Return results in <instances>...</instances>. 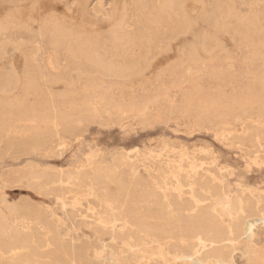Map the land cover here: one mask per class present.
Returning <instances> with one entry per match:
<instances>
[{
  "label": "rangeland",
  "instance_id": "rangeland-1",
  "mask_svg": "<svg viewBox=\"0 0 264 264\" xmlns=\"http://www.w3.org/2000/svg\"><path fill=\"white\" fill-rule=\"evenodd\" d=\"M122 1L86 0L88 20L102 24ZM195 1L185 0L184 3L183 0V15L186 12V22L190 20L192 28L182 35L185 41L182 66L170 67L164 72L153 66L131 79L89 76L65 88L60 83L44 86L42 75H36V81L27 88L24 84L16 85L18 79L25 81L21 57L17 58L16 69L22 78L0 64V116L5 113L7 118L5 128L0 127V247L25 245L21 251L29 252L26 246L29 234L47 236L51 228L66 243L76 246L80 263L88 259L92 264H102L100 258H109L114 250L118 259L106 264H163L146 248L131 249L109 229L101 228L90 210L92 206L99 209L96 202L86 197L73 203L74 198L79 197V190L60 199L58 183H50L59 170L66 173L89 169L97 163L111 165L113 158L121 153L136 159L146 157L153 169L179 163L188 169L192 164L199 172V182L217 181L225 194L244 207L251 203L252 193L264 194V138L260 143L256 140L257 129L260 135L264 132L256 127L260 121L257 111L250 108L242 114L234 106L224 120L217 115H205L198 103V100L213 102L219 90L233 99L239 97V88L252 79L248 70L256 69L257 74L264 76V69L257 67L254 55L264 35L256 32L253 38H247L243 36V26L233 22L223 30H216L215 37L223 39V44L220 40L222 48L210 43L209 56L196 52L194 41L200 32L211 31L215 21L221 23L226 8L243 16L252 11L259 15L257 25L264 27V0ZM45 2L51 4L50 0ZM9 9V3L0 0V13ZM149 14L146 12L130 23V34L136 38L127 51L129 62L137 63L144 55L145 43L138 26L146 23ZM258 26L257 29H264ZM32 27V32L12 30L1 35L0 45L5 44L8 52L17 41H23L28 52L38 46L34 59L47 74L43 78L65 79L74 67L73 61L62 51L52 50L41 38L39 17ZM260 90L255 88L251 93L259 96ZM51 112L55 120L41 118H47ZM36 128L39 134L32 138ZM241 132L247 135L246 141L236 143L234 138ZM40 137L45 138L44 141ZM40 174L49 177L43 178ZM64 187L67 190L72 185ZM198 192L203 196L202 203L213 201L212 192L202 185ZM26 204L39 209L40 223L23 209ZM253 231L256 233L254 242L261 246L264 229L254 226ZM10 254L5 253L4 263L9 262ZM232 257L235 264H245L240 250H235Z\"/></svg>",
  "mask_w": 264,
  "mask_h": 264
},
{
  "label": "bare ground",
  "instance_id": "bare-ground-1",
  "mask_svg": "<svg viewBox=\"0 0 264 264\" xmlns=\"http://www.w3.org/2000/svg\"><path fill=\"white\" fill-rule=\"evenodd\" d=\"M6 1L10 9L0 13V36L12 30L32 32V23L39 17L41 38L55 52L62 51L74 64L65 79H44L43 76L47 74L42 72L34 59L38 46L34 51L28 52L25 43L17 41L13 43L12 51L8 52L5 44H1L0 64L8 72L19 76L16 62L17 58L22 59L21 73L25 75V81L16 80L19 87L22 84L27 88L33 85L36 75H42L44 86L60 83L65 88L89 76L98 79L105 75L131 79L153 66L159 67L161 72L170 67L182 66L185 43L182 35L192 28L188 23L190 20L186 22L185 10V16L183 15L185 0L184 3L183 0H157L156 4L152 0H130V3L123 0L102 24L88 20L86 0H50V5L46 4V0ZM146 12L150 13L144 19L146 23L138 26V32L145 43V52L139 62L132 63L126 56L136 37L130 34L129 26ZM241 15L226 8L221 15L223 20L221 18L220 24L217 19L211 31L200 32L196 36L195 51H202L204 56H209V44L218 47L222 39L215 37L216 30H223L233 22L243 26V36L247 38H253L256 32L264 35V29L260 28H264L263 25H257L258 14L251 11L245 16ZM222 44L219 48H222ZM254 55L258 62L257 67L264 69V39L258 43ZM247 72L252 75V79L239 88L240 98L233 99L219 90L213 102L198 100L199 108L209 117L217 115L224 120L234 106L242 114L250 108L254 109L260 118L256 127L264 132V76L263 73L257 74L256 69ZM255 88H261L257 93L259 96L251 93ZM1 115L0 127L5 128L7 118L5 113ZM46 117L41 118L54 119L55 114L51 112ZM37 131L39 130L36 128L32 138L39 134ZM246 138L247 135L241 132L235 136L234 141L244 143ZM262 138L264 134L260 135L257 129L255 139L260 143ZM127 155L121 153L115 156L111 165L97 163L89 169H75L66 173L59 170L50 183H58L60 199L73 190H79V197H75L73 203L86 197L91 202H96L99 209L92 206L90 210L96 215L101 228L109 229L115 238L122 239L131 249L146 248L163 264H235L232 257L235 250H240L245 264H264V243L259 246L254 242L256 233L253 231L254 226L264 229V194L258 191L252 193L251 203L244 207L240 205L241 202L225 194L223 186L217 181L206 179L199 182V172L192 164L188 169L181 163L172 167L159 165L153 169L147 164L146 157L136 159ZM46 176L45 174L44 177ZM65 185H72V188L66 190ZM199 185L212 192L213 201L201 202L203 196L198 192ZM185 194L188 198L184 197ZM23 209L34 217L35 222L42 221L39 209L34 205L26 204ZM1 236L0 227V239ZM26 246L29 252L21 251L25 245L8 248L1 246L0 262L5 260V253L9 252L11 254L7 256V264H92L88 259L80 263L76 246L66 243L51 228L47 236L31 232ZM117 259L115 251L112 250L109 258L101 257L99 261L106 264Z\"/></svg>",
  "mask_w": 264,
  "mask_h": 264
}]
</instances>
